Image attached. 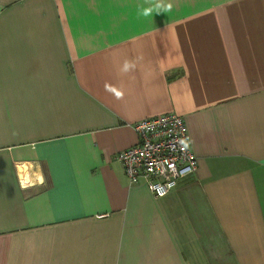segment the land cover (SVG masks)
Wrapping results in <instances>:
<instances>
[{
    "label": "crops",
    "instance_id": "0c3cea01",
    "mask_svg": "<svg viewBox=\"0 0 264 264\" xmlns=\"http://www.w3.org/2000/svg\"><path fill=\"white\" fill-rule=\"evenodd\" d=\"M169 112L158 197L117 155ZM0 264H264V0H0Z\"/></svg>",
    "mask_w": 264,
    "mask_h": 264
},
{
    "label": "built area",
    "instance_id": "2783aa9c",
    "mask_svg": "<svg viewBox=\"0 0 264 264\" xmlns=\"http://www.w3.org/2000/svg\"><path fill=\"white\" fill-rule=\"evenodd\" d=\"M134 129L137 142L117 155L131 183L141 178L160 197L196 171L197 159L188 147L183 117L173 112L147 117L137 121Z\"/></svg>",
    "mask_w": 264,
    "mask_h": 264
},
{
    "label": "clouds",
    "instance_id": "9594fccd",
    "mask_svg": "<svg viewBox=\"0 0 264 264\" xmlns=\"http://www.w3.org/2000/svg\"><path fill=\"white\" fill-rule=\"evenodd\" d=\"M150 11H151V9H146L145 12H144V14L147 15V14H149ZM131 67H132V65H130V64H128V63H125V64H124V67H123V71L126 72V71H128ZM110 90L115 91L114 89H110ZM117 95H120V93H117Z\"/></svg>",
    "mask_w": 264,
    "mask_h": 264
}]
</instances>
